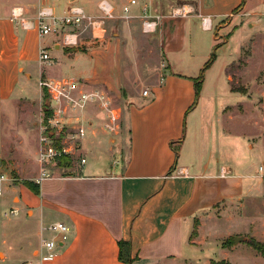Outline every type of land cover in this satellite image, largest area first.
Segmentation results:
<instances>
[{
	"label": "crops",
	"instance_id": "crops-1",
	"mask_svg": "<svg viewBox=\"0 0 264 264\" xmlns=\"http://www.w3.org/2000/svg\"><path fill=\"white\" fill-rule=\"evenodd\" d=\"M129 1L95 0V6H78L103 19L99 9L102 2L109 3L114 13L121 15ZM76 3L68 2L64 14L68 6ZM240 6V14L261 12L264 0H198V5L192 7L198 14L189 25L193 31L209 33H214L217 26L218 32L225 35L235 23L238 16L234 12ZM42 8L45 7L37 0H0V138L2 109L10 103L16 106L24 92L36 87L41 79L75 81L85 90L103 89L112 98L123 92L130 77L119 48L122 32L130 28V23H122L121 32L119 29L112 35L115 39H110L107 32L115 29L114 22L107 19L97 22V29L88 37L83 36L81 28H66L40 38L35 27L23 30L20 22L12 19V11L19 9L24 19L35 24ZM50 8L54 10L53 6ZM138 13L140 9L134 15ZM203 19L208 21L207 25ZM179 32L166 52V71L175 75L173 57L185 51L186 39H193L191 35L186 39L181 36L182 29ZM64 34L71 35L76 45H65ZM41 48L47 49L52 63L40 62ZM158 82L156 79L151 84ZM198 106L199 103L187 111V105L162 102L151 98L150 92L148 97L135 94L121 111H115L122 115V131L114 137L100 130L95 110L83 113V119L93 122L88 136L95 163L99 154H104L113 159L111 167L101 164L100 169L85 172L78 163L70 169L56 166L52 178L38 184L39 194L24 185L25 181L37 184L35 176L12 187L7 184L0 197V206L9 203L10 209L23 212L27 223L35 227L34 235L39 241L36 245L30 243L31 253L26 262L128 264L120 259V243L126 242L130 244L131 264H214L218 257L225 260L230 251L218 249V255L212 256L210 240L250 234L264 241V169L259 170L264 163V150L259 152L255 140L249 143L243 137L250 151L247 161L232 162L222 158L218 150L214 153L216 146L210 141L212 122L201 123L194 116L189 127L188 118ZM224 119L216 114L215 123ZM34 125L39 130L38 120ZM243 138L239 142L241 148ZM172 143H179L177 155ZM39 146L38 141V149ZM253 157L260 163L257 168ZM38 165L34 163L36 168ZM222 171L229 176L222 177ZM60 222L69 226L70 239L57 248L55 259L41 261L43 241L51 238L44 229Z\"/></svg>",
	"mask_w": 264,
	"mask_h": 264
},
{
	"label": "rangeland",
	"instance_id": "rangeland-1",
	"mask_svg": "<svg viewBox=\"0 0 264 264\" xmlns=\"http://www.w3.org/2000/svg\"><path fill=\"white\" fill-rule=\"evenodd\" d=\"M72 1L37 0V3H41L45 8L53 6L56 15L59 16L64 15V6ZM76 1L77 5L95 6V0ZM152 2L154 8L151 15L157 22V30L151 34L143 32L142 19L138 18L140 13L134 15L139 10V6L132 8L133 14L130 17L125 18L124 14L113 12V18H103L114 22L115 29L107 30L110 39H115L112 35L119 31L123 22L130 23V28L122 32L123 38L119 42V48L123 52L125 72L130 77L126 80L128 83H125L123 92L111 98L112 107L116 112L121 111L123 104L129 102L131 96L143 94L146 90L150 92L151 98L157 97V100L162 102L187 105V111L195 103H199L195 114L188 118L189 127L194 116H197L201 123L212 122L213 137L210 141L216 146L214 153L218 150L222 158L232 162L247 161L250 158V151L246 149L243 137L248 139L249 143L250 140H255L254 144L258 146L259 152H262L264 150V12L262 8L261 12L256 13L240 14L241 11H238L234 15L238 16L235 23L228 29V33L222 35L218 32L217 26L214 27V33L200 29L193 31L189 21L198 14L192 10V7L198 5V0H152ZM184 7L187 12L190 11L187 16L174 15V12ZM122 15L125 19H121ZM181 29V36L186 39L191 35L193 39L191 41L186 39L185 51L173 57L172 71L174 69L177 71L175 75L170 70L166 71L168 68L166 52L169 43L176 40ZM236 31L233 37L230 36ZM81 32L83 36L88 37L94 31L91 28L81 27ZM216 46L219 47L217 51H215ZM214 53L216 60L205 71L204 78L200 81L204 66ZM156 79L159 80L158 84H151ZM198 82H202L199 98L196 95ZM18 90L21 91V88ZM28 90L29 92H24L20 97L16 106L10 103L1 113L0 171L7 170L13 173L15 179L11 175L8 183L11 187L24 179L35 176L39 178L40 174V165L36 168L34 163L40 164L38 161L40 148L37 147L40 138L38 131L41 132V119L45 115L46 99L39 82L36 87L31 86ZM131 101L133 104V99ZM143 112L147 115L146 109ZM98 113L99 111L95 110V117L100 119L99 128L102 132L110 137L121 133V113L120 115L116 113L118 117L116 123L120 124L117 133L107 131L106 125L109 124V119L104 114ZM186 113L183 114V123ZM216 114L225 117L220 124L215 123ZM37 120L39 130L34 125ZM207 136L206 141H208ZM240 138H243L242 148L239 144ZM234 147H237L236 152ZM91 153L88 136L84 139L78 154L73 157L72 166L76 163L80 165L82 157L87 160L84 166H80L85 172L95 168L100 169L101 164L111 167L112 158L99 154V161L95 163ZM255 157H253L254 166L257 168L260 163L256 162ZM48 167L53 176V171L57 170L56 165H48ZM261 168L264 169V163L260 164V171ZM10 210L9 203L4 207L0 206V222H2L0 264H30L31 262H26L29 261L31 253L29 245L30 243L36 245L39 237L34 235L33 224L27 223L23 218V212L20 213L18 210L17 216H12ZM46 238L45 236L44 239ZM243 238L244 240L237 244L234 243L233 238L221 239L217 242L210 240L212 256L218 255V249L230 251L225 260L216 257L217 261L214 264H264L262 254L251 246L253 241L262 244L264 241H259L250 234L244 235Z\"/></svg>",
	"mask_w": 264,
	"mask_h": 264
},
{
	"label": "built area",
	"instance_id": "built-area-1",
	"mask_svg": "<svg viewBox=\"0 0 264 264\" xmlns=\"http://www.w3.org/2000/svg\"><path fill=\"white\" fill-rule=\"evenodd\" d=\"M139 6L140 18L142 19V30L145 34H151L157 30V22L152 17L154 8L152 0H130L127 6L123 7L124 17H130L131 8ZM99 9L103 18H113V7L102 2ZM264 12V10H263ZM186 7L174 12V15L187 16ZM12 19L20 22L23 30H30L34 27L40 38L49 35L58 34L66 28L78 29L81 27L91 28L95 31L96 24L102 21V18H95L89 15L85 9L78 5L71 4L67 7L63 16H57L52 8H42L39 10L36 22L33 24L23 18L19 9L12 11ZM204 24H208L203 19ZM64 44L67 46L76 45V41L69 34L63 35ZM39 60L41 63H52V58L47 49L41 48L39 52ZM39 87L48 95L46 100L49 101L48 116L45 115L41 119V133L39 138L40 151L38 153V161L40 163V174L37 184L51 179V171L48 165H56L61 158L69 157L71 160L78 154L82 142L88 136L89 126L92 122H87L82 118L83 113L92 110H98V114H104L109 119L106 129L110 133H117L120 130V124L117 122L115 109L112 107L110 95L103 89L95 88L85 90L80 83L69 80L41 79ZM144 97L149 96V91H144ZM118 134V133H117ZM87 163L86 158L80 159V165ZM262 170V168H261ZM222 177L229 176L228 173L222 171ZM11 174L7 171H0V197L4 195L6 185L9 183ZM19 211L11 209L10 215L17 216ZM51 234V238L44 240L42 252L40 253L41 261L53 260L56 258V250L60 245H65L70 239L71 230L65 223H54L44 229Z\"/></svg>",
	"mask_w": 264,
	"mask_h": 264
},
{
	"label": "trees",
	"instance_id": "trees-1",
	"mask_svg": "<svg viewBox=\"0 0 264 264\" xmlns=\"http://www.w3.org/2000/svg\"><path fill=\"white\" fill-rule=\"evenodd\" d=\"M242 6H240L238 8V10H235L234 14L237 13L239 11V9L241 8ZM219 49L218 46H216L215 48V51H217ZM216 60V53H214L211 57V59L205 64L204 66V69L201 73V77H200V81L204 78V73L205 71L211 67V65L214 63V61ZM201 85H202V82H198L196 84V95L197 97L199 98V95H200V92H201ZM48 98V95L45 94V99ZM197 103H195L192 108L196 105ZM45 106V105H44ZM191 110V108H190ZM45 111H46V114L48 116V109H46V106H45ZM179 143H172L171 146H172V149L174 150V152L176 153V155L178 154V151L179 149L177 148L176 145H178ZM57 167L58 168H61V169H70L72 167V160L71 158L69 157H64V158H61L58 163H57ZM24 185H26L28 188H30L33 192H35L36 194H39V185L38 184H34L32 182H29V181H25L24 182ZM197 234V224L195 225V231H194V236ZM251 246L256 250L258 251L259 253L262 254V256L264 257V244L262 243H259V242H256V241H253L251 243ZM129 255H130V244L129 243H126V242H121L120 243V259L128 264H131L132 263V260L129 258Z\"/></svg>",
	"mask_w": 264,
	"mask_h": 264
},
{
	"label": "water",
	"instance_id": "water-1",
	"mask_svg": "<svg viewBox=\"0 0 264 264\" xmlns=\"http://www.w3.org/2000/svg\"><path fill=\"white\" fill-rule=\"evenodd\" d=\"M46 105L49 106V101L48 100H46ZM233 240H234V243L237 244V243L242 242L244 240V238L243 237H240V238L239 237H234Z\"/></svg>",
	"mask_w": 264,
	"mask_h": 264
}]
</instances>
